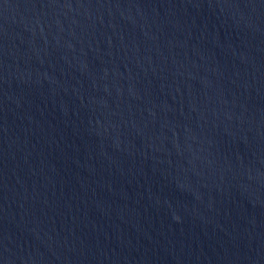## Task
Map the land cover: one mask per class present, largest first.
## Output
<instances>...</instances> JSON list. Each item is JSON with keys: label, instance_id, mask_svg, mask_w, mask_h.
<instances>
[{"label": "water", "instance_id": "95a60500", "mask_svg": "<svg viewBox=\"0 0 264 264\" xmlns=\"http://www.w3.org/2000/svg\"><path fill=\"white\" fill-rule=\"evenodd\" d=\"M0 264H264V0H0Z\"/></svg>", "mask_w": 264, "mask_h": 264}]
</instances>
